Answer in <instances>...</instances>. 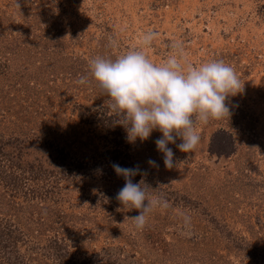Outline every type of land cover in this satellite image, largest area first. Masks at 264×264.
I'll use <instances>...</instances> for the list:
<instances>
[{
  "label": "rangeland",
  "instance_id": "obj_1",
  "mask_svg": "<svg viewBox=\"0 0 264 264\" xmlns=\"http://www.w3.org/2000/svg\"><path fill=\"white\" fill-rule=\"evenodd\" d=\"M173 42L241 83L230 115L196 124L195 150L168 145L167 168L162 133L127 141L90 60L140 49L162 64ZM114 163L167 201L143 230ZM0 264H264V0H0Z\"/></svg>",
  "mask_w": 264,
  "mask_h": 264
},
{
  "label": "clouds",
  "instance_id": "obj_2",
  "mask_svg": "<svg viewBox=\"0 0 264 264\" xmlns=\"http://www.w3.org/2000/svg\"><path fill=\"white\" fill-rule=\"evenodd\" d=\"M156 36L155 32L146 33L143 45L150 46ZM171 47L176 54L169 55L162 64L152 62L140 49L115 59L90 60L92 78L109 98L106 103L115 113L117 124L127 132V141L144 142L154 131L162 133L155 144L163 153L167 168L174 165V152L168 145L175 144L184 153L195 150L200 141L196 124L230 115L226 102L239 93L241 83L235 70L223 61L194 66L187 63L181 43L173 42ZM87 82L84 76L77 80L78 84ZM177 138L182 142L177 144ZM148 163L158 167L154 160L149 159ZM112 167L125 180L115 198L123 211H139L138 215L126 218L134 221L137 230H143L149 213L158 206L167 208V201L151 197L149 187H142V180L133 182L138 166L126 168L114 163ZM185 224H190V218L185 217Z\"/></svg>",
  "mask_w": 264,
  "mask_h": 264
},
{
  "label": "trees",
  "instance_id": "obj_3",
  "mask_svg": "<svg viewBox=\"0 0 264 264\" xmlns=\"http://www.w3.org/2000/svg\"><path fill=\"white\" fill-rule=\"evenodd\" d=\"M111 135H112V132H111ZM114 137H115V133L113 135V138ZM54 150L59 156L60 164L63 166V169H67L68 166H69L68 165L69 154L64 149H60V146H57L56 148H54ZM72 163L75 164L74 161H72ZM72 163H70V164H72ZM85 165H86L85 163L78 162L74 166L78 167V168H81L82 166H85Z\"/></svg>",
  "mask_w": 264,
  "mask_h": 264
}]
</instances>
